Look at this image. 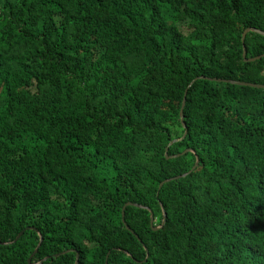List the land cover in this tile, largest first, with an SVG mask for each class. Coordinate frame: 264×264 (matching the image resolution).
Wrapping results in <instances>:
<instances>
[{"label":"trees","instance_id":"1","mask_svg":"<svg viewBox=\"0 0 264 264\" xmlns=\"http://www.w3.org/2000/svg\"><path fill=\"white\" fill-rule=\"evenodd\" d=\"M246 28L264 0H0V264H264V88L209 80L264 84Z\"/></svg>","mask_w":264,"mask_h":264},{"label":"water","instance_id":"2","mask_svg":"<svg viewBox=\"0 0 264 264\" xmlns=\"http://www.w3.org/2000/svg\"><path fill=\"white\" fill-rule=\"evenodd\" d=\"M250 30H252V31H256V32L261 33V34H264V32L261 31V30H259V29H255V28H246V29H244V31L242 32V35H241V40H242V42H243V40H244V37H245L246 33H247L248 31H250ZM242 56H243L244 61H254V60H256V59H259V58H261V57H264V53L261 54V55L253 56V57H246V51H245V48H244V46H243ZM201 78H203V77H201ZM209 80H213V81H224V82H230V83L237 84V85H247V86L256 87V88H259V87L264 88V84L249 83V82L236 81V80H228V79H223V78H216V77H213V78H209ZM194 81H195V79H193V80L189 83V86H190ZM189 86H188V87H189ZM186 91H187V89H186L185 92H184V97H183V99H182V104H181V107H180V110H179V116H180V121H181L182 127L185 126L184 123H183V106H184V102H185V94H186ZM186 132H187V131L184 129V132H183L182 137H181L180 139H182V138L185 136ZM176 140H177V139H172V140H170V142L168 143V145H170L171 143H173V142L176 141ZM167 150H168V146H167L166 149H165V156H166V158L169 157L168 154H167ZM184 152H185V151H184ZM184 152H181V154L184 153ZM178 155H180V154L171 155L170 157H176V156H178ZM197 162H198V159L196 158V162H195V164H194L193 167H195V166L197 165ZM183 175H184V174H183ZM183 175H178V176H175V177H173V178H171V179H177V178H179V177H181V176H183ZM171 179H166V180H164L163 182L169 181V180H171ZM163 182H161V183L159 184V186H161ZM129 204H134V203H132V202H126L125 205H123V208H122V211H121V216H122V217H123V215H124V212H123L124 208L126 207V205H129ZM135 204H136L137 206H139V207L147 208V207L144 206V205L137 204V203H135ZM162 212H163V214H162V220H161L160 225H158V226H154V224H153V223H154V220H153V214H152L151 211H149V219H150V220H149V224H150V226L152 227L153 230H156V229H158V228H160V227L163 226V223H164V220H165L166 213H165L164 211H162ZM19 235H20V233L17 235V237H18ZM41 240H42V236L39 237V242H38L36 248L34 249L33 253H32V254L29 256V258H28V262H29V263H30V260H31V258H32V256H33V254L37 251V249H38V247H39V245H40ZM144 248H145V250L147 251L146 247H144ZM71 251H74V252H75V260H74V264H78V256H79V255H78V252L75 251L74 249L69 248V249H66V250H64V251H61L60 253H61V254H64V253L71 252ZM57 255H59V253L54 254L55 257H56ZM45 259H46V258H45ZM31 264H35V263H31Z\"/></svg>","mask_w":264,"mask_h":264}]
</instances>
